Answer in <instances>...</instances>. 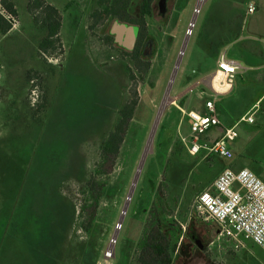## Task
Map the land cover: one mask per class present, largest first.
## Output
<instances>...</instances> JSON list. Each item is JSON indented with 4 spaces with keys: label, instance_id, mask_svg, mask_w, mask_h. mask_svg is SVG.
I'll use <instances>...</instances> for the list:
<instances>
[{
    "label": "rangeland",
    "instance_id": "rangeland-1",
    "mask_svg": "<svg viewBox=\"0 0 264 264\" xmlns=\"http://www.w3.org/2000/svg\"><path fill=\"white\" fill-rule=\"evenodd\" d=\"M9 1L17 16L10 14L0 0V11L12 17L9 22L13 25L8 34L0 35V264H138L136 252L143 223L153 205L161 204L155 189L169 177L166 173L173 153L198 160L205 156H190L179 146L165 115H173L171 126L176 131L180 114L175 108V95L184 90L186 75L196 64L191 57L193 43L203 34L207 17L219 0L204 5L200 0L198 5L197 0H172L164 16L157 10L148 19L154 49L150 57L141 55L151 63L144 77L137 73L130 53L114 41L107 44L113 22L97 24L92 20L89 14L97 9L95 5L85 14L86 6L78 0H46L62 17V43L56 55L42 58L38 49L46 29L31 15L29 0ZM140 6L141 0H132L133 15ZM179 59L180 67L168 92ZM35 71H39V77L33 78L30 73ZM132 71L137 77L133 83ZM234 86L233 94L221 103L226 121L243 112L255 95V90L246 88L241 80H235ZM135 89L139 105L115 169L99 178L105 188L96 203V224L91 231L82 230V220L72 225L63 238H58L62 230L54 226L40 237L39 228L25 221L27 225L13 240L4 215L19 190H25L23 183L28 179L49 182L51 173L61 168L64 176L71 162L84 163L88 180L99 162L103 140L118 121L119 109L132 98L131 90ZM198 90L188 93L183 101L192 104ZM240 131L243 139L247 137L243 127ZM261 145L259 142L257 149L264 147ZM254 148V143L246 148L249 159L259 162L252 163L251 168L264 174V151L254 152ZM219 173L203 184L194 175L191 187L196 188L189 201L184 200L185 185L177 187L180 198L176 206L181 214L177 219L183 232L179 233L174 264H264V251L254 242L243 239L235 243L221 236L215 223L195 213L198 195L211 187ZM74 176L66 179L61 192L80 206L85 184ZM37 190L28 188L26 192Z\"/></svg>",
    "mask_w": 264,
    "mask_h": 264
},
{
    "label": "trees",
    "instance_id": "trees-1",
    "mask_svg": "<svg viewBox=\"0 0 264 264\" xmlns=\"http://www.w3.org/2000/svg\"><path fill=\"white\" fill-rule=\"evenodd\" d=\"M1 1L10 14L17 16V10L11 1ZM130 2V0H100L99 8L95 10L93 15L96 19H102V22L105 18L111 17V19L141 24L142 29L138 46L130 55L134 60L137 73L141 77H144L149 73L151 63L141 58V46L147 35L146 18L152 17V3L154 0L143 1L141 19H137L136 17L131 19L132 16L129 13ZM29 11L36 20V23L47 31L46 36L39 45L38 51L40 57L45 58L56 55V51L62 43L60 34L63 22L59 10L47 3L46 0H29ZM98 19L96 21L97 24L99 23ZM12 29L13 25L0 15V35L4 36ZM107 41V44L113 42L111 37H108ZM32 74L30 73V76H34L33 78L39 77V73L36 71L32 72ZM136 79L137 77L132 71L130 80L133 83ZM131 92L132 98L119 109L118 121L114 129L101 144L99 162L96 164L95 170L88 180L85 181L86 174L84 171L86 167L84 163L80 165V163L71 162L69 172L66 169L67 174L64 176H62L63 168H61L51 173L50 179H48L49 182L46 180L42 182L41 180L32 184L30 182L23 183L24 185L26 184L25 190L23 192H20L22 189L19 190L17 198L13 199L12 205L4 215V223L7 230L9 229L14 234L13 240H17L20 230L27 225L25 221L28 224L33 223L36 229L39 228L37 232L40 237L44 235V232L48 228L54 226L55 228H59V231L62 230V236H57L58 238H63L69 232L68 229L72 225L82 220H84L82 230L86 232L91 231L93 223L96 224L94 221L97 214L96 203L99 198L103 197L105 188L104 185L99 184V178L111 174L115 169L130 124L135 117L139 105L136 89L131 90ZM48 106L51 107V104ZM48 106L44 111L49 108ZM203 157L202 160L188 159L182 157L180 154L173 153L166 173V175L169 174V177H165V180L155 189L156 196H158L161 204L159 206L153 205L143 223L142 234L138 241L136 252L138 264H174V255L177 252L180 240L179 233L183 232L181 223L177 219L178 216H181L176 206L180 198L178 186L182 187L185 185L184 200L189 201L191 194H193L196 188L191 187L195 181L194 175L197 176L196 181L200 180L198 183L203 184L205 181H213V177L225 168L234 169L233 165H223L222 159L217 156L210 155ZM64 166H67L66 163ZM76 168L79 170H76ZM193 168L196 169V173ZM73 175H75V178H78L80 183L85 184L80 206L75 205L72 199L61 192L66 179ZM54 179H57V181H52ZM41 183H45V185L41 186ZM36 185L39 186L37 193H26L29 186L34 187ZM198 187L200 188L201 185ZM189 190L191 191L188 193ZM161 195H164L163 199L160 198ZM31 236L33 237V234ZM22 237L23 233L21 232Z\"/></svg>",
    "mask_w": 264,
    "mask_h": 264
},
{
    "label": "crops",
    "instance_id": "crops-1",
    "mask_svg": "<svg viewBox=\"0 0 264 264\" xmlns=\"http://www.w3.org/2000/svg\"><path fill=\"white\" fill-rule=\"evenodd\" d=\"M210 1L204 0L202 5L208 4ZM198 3L199 0H197V5ZM250 6L256 7L254 13H249ZM215 7L212 15L210 16L209 13L207 17L209 20L205 23L206 27L203 29V34L198 35L193 43L191 57L196 64L191 68V72L186 75L187 79L183 83L185 85L184 90L182 89L175 95V108L180 114L176 131L171 126L173 115L166 113L165 116L170 121V129L175 132L179 146L184 147L188 152L181 138H190V124L180 109L195 110L206 114L208 112L206 103L214 102L221 124L204 135L202 141L213 143L222 137L225 129L236 127L239 136L230 145L234 158L232 160L219 158L222 159L223 165H233L235 170L247 168L264 180L262 172L251 168L252 163L259 162L249 159L247 156L249 150H246L248 146L254 143V152L264 151V147L257 149L256 146L259 142H261V146H264V0H219ZM222 56L236 62L239 68L232 87L218 91L215 79L219 75L218 65ZM221 79L223 80L222 87H224L226 85L225 79L223 77ZM235 80H241L246 88L255 90V95L243 112L232 120L226 121L222 118L221 103L233 94ZM195 89L199 90L192 98V104L189 105L187 104L188 101H183V99L188 93H193ZM253 110L255 111V122L253 124L242 122V118ZM241 127L247 133V137L244 139L240 131ZM41 136H38V140L41 139ZM246 142L249 144L244 146ZM240 150L241 152H239ZM52 181H57V179ZM27 182L32 184L36 182V179H28ZM29 188L39 189L37 185L29 186ZM37 192L38 190L26 193Z\"/></svg>",
    "mask_w": 264,
    "mask_h": 264
},
{
    "label": "built area",
    "instance_id": "built-area-1",
    "mask_svg": "<svg viewBox=\"0 0 264 264\" xmlns=\"http://www.w3.org/2000/svg\"><path fill=\"white\" fill-rule=\"evenodd\" d=\"M248 11L254 13L256 7L250 6ZM199 12L197 9L196 13ZM0 13L12 21L4 11ZM238 68L236 62L221 57L218 72L227 87H232ZM206 109V114L180 109L187 117L191 131L190 138L182 137V142L193 157L203 153L232 160L234 153L230 145L239 136L236 127L225 129L222 137L213 143L203 142L204 135L221 124L214 102H207ZM254 113V110L249 112L241 121L253 124ZM194 209L199 218L215 223L221 236L238 244L243 239L252 241L264 251V180L253 171L224 169L211 187L198 195Z\"/></svg>",
    "mask_w": 264,
    "mask_h": 264
},
{
    "label": "flooded vegetation",
    "instance_id": "flooded-vegetation-1",
    "mask_svg": "<svg viewBox=\"0 0 264 264\" xmlns=\"http://www.w3.org/2000/svg\"><path fill=\"white\" fill-rule=\"evenodd\" d=\"M79 3H81V5H84L86 6V9H85V14H88L89 11L88 9L92 6H96V8L98 9L99 8V2L100 0H78ZM127 1V0H126ZM130 7H129V13L131 14V19H133V17H136L137 19H141V6H142V3L144 0H141V6H140V9L138 11V13L136 15H133L132 12H131V7H132V0H130ZM172 2V0H154V2L152 3V17L155 16V13L156 11H160V14L162 16H164L163 14L166 12L167 8H168V5ZM96 10V9H95ZM94 10V12H95ZM94 12H92L90 17L92 18V20H95L97 21V19L94 17ZM103 18V17H102ZM151 18V17H149ZM149 18H146V25H147V21ZM111 21L113 22V25L112 27L110 28V31H111V34L110 36L112 37L113 36V44L117 45L118 47L122 48L125 50V52H128V53H133L137 46H138V43H139V38L141 36V24L139 23H131L129 21H120V20H116V19H111V17H108V18H105V20L103 22H106V21ZM99 23H102V19H98ZM115 25H127L129 27H135L137 28L138 30V35H137V38H136V41H135V44H134V47L133 49H128L126 47H124L122 44H120L118 42V39H117V36L114 32V27ZM113 32V33H112ZM125 41V40H124ZM149 44H152L151 47H152V52H153V49H154V42H153V39L149 38V33H148V28H147V35L145 37V40L144 42L142 43V46H141V53L142 55L144 54L145 50L147 49V45Z\"/></svg>",
    "mask_w": 264,
    "mask_h": 264
},
{
    "label": "water",
    "instance_id": "water-1",
    "mask_svg": "<svg viewBox=\"0 0 264 264\" xmlns=\"http://www.w3.org/2000/svg\"><path fill=\"white\" fill-rule=\"evenodd\" d=\"M193 26H194V21L191 24V28H193ZM114 32H115V34L117 36V39H118V42L120 44H122L124 47H126L128 49H133L134 44H135V41H136V38H137V35H138L137 28H135V27H129L127 25H115ZM151 45L152 44L147 45V49L145 50L143 56H145V57H150L151 56V54H152V47H151ZM182 54H183V52H182ZM180 59H181V57H180ZM180 59L178 60L176 69L174 71V75L172 77V81H171L170 86L168 88V92L172 88L173 80H174V78L176 76V73H177L178 68L180 67ZM162 111H163V109H161V111H160V113L158 115L157 122L159 121V116L161 115ZM131 197H132V192L130 193L129 198L127 199L126 205L124 207V210L122 212L121 219H120V224H122L123 219H124V216L126 215V212H127L128 206H129V202L131 201ZM115 239H116V236L114 237V240Z\"/></svg>",
    "mask_w": 264,
    "mask_h": 264
},
{
    "label": "bare ground",
    "instance_id": "bare-ground-1",
    "mask_svg": "<svg viewBox=\"0 0 264 264\" xmlns=\"http://www.w3.org/2000/svg\"><path fill=\"white\" fill-rule=\"evenodd\" d=\"M222 79H221V75H218L215 79V84H216V89L218 91H223V89H227L228 87L226 85H224V87H222Z\"/></svg>",
    "mask_w": 264,
    "mask_h": 264
}]
</instances>
